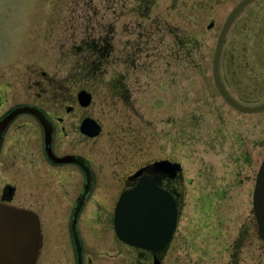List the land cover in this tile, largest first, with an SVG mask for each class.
I'll return each instance as SVG.
<instances>
[{
    "label": "flooded vegetation",
    "instance_id": "obj_1",
    "mask_svg": "<svg viewBox=\"0 0 264 264\" xmlns=\"http://www.w3.org/2000/svg\"><path fill=\"white\" fill-rule=\"evenodd\" d=\"M198 1H204L205 11L226 18L242 0ZM213 26L209 21L207 28ZM235 26L236 96L219 60L220 77L240 104H261L264 0L247 3L229 31ZM15 60L0 59V203L36 215L40 234L34 264H264V241L252 203L254 185L244 188L243 202L236 200L235 185L193 187L197 190L187 201L182 171L153 167L161 159L176 162L173 158L130 162L102 155L103 126L94 110L96 58L79 56L67 60L69 66L63 57L20 59L17 67ZM81 93L89 97L87 104ZM228 104L243 114L236 121V142L264 145V110L244 112ZM254 114L260 115L256 119ZM96 123L98 135L93 133ZM143 175L155 178L174 204L170 237L157 248L129 244L115 229L120 196Z\"/></svg>",
    "mask_w": 264,
    "mask_h": 264
},
{
    "label": "rangeland",
    "instance_id": "obj_2",
    "mask_svg": "<svg viewBox=\"0 0 264 264\" xmlns=\"http://www.w3.org/2000/svg\"><path fill=\"white\" fill-rule=\"evenodd\" d=\"M203 3L0 0V59L15 56L17 67L20 59L39 55L63 57L66 66L79 56L96 58L94 110L103 126L102 155L130 162L169 156L182 166L187 201L193 187L235 185L236 200L243 202L264 145L236 142L243 114L221 98L212 75L225 17L205 11ZM220 66L235 90L236 26L226 36Z\"/></svg>",
    "mask_w": 264,
    "mask_h": 264
},
{
    "label": "water",
    "instance_id": "obj_3",
    "mask_svg": "<svg viewBox=\"0 0 264 264\" xmlns=\"http://www.w3.org/2000/svg\"><path fill=\"white\" fill-rule=\"evenodd\" d=\"M250 1H240L225 18L217 36L212 69L215 85L228 103L244 112H258L264 110V102L251 106L237 102L226 91L218 69L221 50L230 26L240 10ZM84 96L81 93L80 97L85 99L83 104H87L89 97ZM99 132L100 125L96 123V131L93 133L98 135ZM153 167L158 171H181L178 162L168 160L156 161ZM155 180L151 176L143 175L133 189L120 196L116 205L114 222L118 236L138 247L157 248L164 245L175 221L174 204L169 195L157 186ZM252 202L258 233L264 241V155L256 172ZM39 234V223L34 213L0 203V264H34Z\"/></svg>",
    "mask_w": 264,
    "mask_h": 264
},
{
    "label": "trees",
    "instance_id": "obj_4",
    "mask_svg": "<svg viewBox=\"0 0 264 264\" xmlns=\"http://www.w3.org/2000/svg\"><path fill=\"white\" fill-rule=\"evenodd\" d=\"M98 56H100V54H98Z\"/></svg>",
    "mask_w": 264,
    "mask_h": 264
}]
</instances>
